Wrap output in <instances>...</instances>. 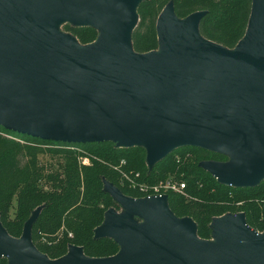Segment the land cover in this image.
Returning a JSON list of instances; mask_svg holds the SVG:
<instances>
[{"label": "water", "instance_id": "water-1", "mask_svg": "<svg viewBox=\"0 0 264 264\" xmlns=\"http://www.w3.org/2000/svg\"><path fill=\"white\" fill-rule=\"evenodd\" d=\"M147 0H0V127L62 145L112 143L145 150L149 169L193 147L227 158L199 166L219 184L254 188L264 180V0H252L244 37L230 50L202 38L206 12L178 19L172 3L156 22L158 49L137 54L131 35ZM69 23L98 31L80 48L54 30ZM125 214L109 210L94 238L118 246L109 258L82 248L51 260L0 223V259L8 264H264V235L243 214L213 219L215 242L201 241L190 218L167 197L132 199L104 182ZM133 216L143 220L136 224Z\"/></svg>", "mask_w": 264, "mask_h": 264}, {"label": "trees", "instance_id": "trees-1", "mask_svg": "<svg viewBox=\"0 0 264 264\" xmlns=\"http://www.w3.org/2000/svg\"><path fill=\"white\" fill-rule=\"evenodd\" d=\"M251 1H144L137 8L138 23L131 35L132 49L137 54L158 49L156 22L163 9L172 3L175 16L181 20L196 12H206L199 24L200 36L232 50L244 37ZM66 31L83 45L94 41V32L88 27ZM187 153L193 157L184 167H177L170 155L157 163L149 176L145 150L140 147L118 149L112 143L62 145L13 134L0 127V223L8 235L18 238L25 223L39 208V215L31 227V241L40 253L54 260L71 245L82 248L86 257L109 258L118 253L119 246L110 238H94V230L101 225L105 211L116 206L103 191L104 181L126 197L143 199L147 195L132 188L122 178L124 173L141 174V183L151 189L168 175L180 172L184 174L185 192L195 202L189 203L173 193L162 195L167 197L169 209L176 218H190L196 223L200 239L209 238L206 232L209 225L223 212L231 215L241 212L248 227L263 232L264 181L254 188L221 185L198 164L225 163L226 157L193 147L179 151L181 155ZM82 154L88 155L86 166L81 164ZM45 158L55 161L54 165L46 166ZM121 162L125 164L120 166ZM117 168L120 174L115 171ZM58 233L62 234V240L56 249L51 246L53 242L50 245L41 243L42 239L53 241ZM68 234L72 238H68ZM0 264L8 262L2 258Z\"/></svg>", "mask_w": 264, "mask_h": 264}, {"label": "rangeland", "instance_id": "rangeland-1", "mask_svg": "<svg viewBox=\"0 0 264 264\" xmlns=\"http://www.w3.org/2000/svg\"><path fill=\"white\" fill-rule=\"evenodd\" d=\"M69 28H77V27H75V26H72L71 24H69V23H66V24H62V25H59V26H57V27H55L54 28V30L55 31H57V32H59V33H61V34H67V35H69V36H71L72 38H74L75 39V41H76V43L79 45V47L80 48H82V47H85V46H87V45H89V44H92L94 41H95V39L97 38V36H98V31L96 30V29H94V28H90V27H88V28H90V29H92V31L94 32L93 34H92V36H94V41H91L92 43H89V44H81L80 42H79V39L76 37V36H73L72 34H70L69 32H67L66 31V29H69ZM118 149H121V148H118ZM182 149H184V148H180V149H177V150H174L171 154H169L168 156H173V160H174V162H175V164L177 165V167H184V165H186V161L187 160H191V158L193 157L192 156V154H190V153H187V154H185V155H181V154H179V151H181ZM76 151H79L78 153H81V151L80 150H76ZM84 153V152H83ZM82 155H84V156H82V158L80 159L81 160V164L82 165H84V166H86V165H88L89 164V161H88V155L87 154H82ZM167 156V157H168ZM183 156H185L184 158H182ZM183 159H186L185 161H183ZM161 162V161H160ZM44 163L46 164V166H48V167H50V165H54V163H55V161H51L49 158H45V160H44ZM124 162H121L120 163V166L121 165H124L123 164ZM200 164V163H199ZM199 164H198V167L200 168V169H202L200 166H199ZM145 165H146V169L148 170L147 172V175H149L150 176V174H149V171L151 170V169H149V167L147 166V164H146V161H145ZM157 165V164H156ZM154 167V166H153ZM112 168V167H111ZM113 169V168H112ZM153 169V168H152ZM203 170V169H202ZM118 174H120V172H119V168H117L116 170H115ZM204 171V170H203ZM206 172V171H205ZM209 174V173H208ZM210 175V174H209ZM211 176V175H210ZM183 177H184V174L183 173H180V172H175L174 173V175H168L164 180H163V182H161V183H158V184H156L153 188H151V189H147L146 188V186H144L142 183H141V179H142V176H141V174H139V173H137V174H134V175H132V176H129V175H127V174H123L122 175V178L126 181V182H129L130 184H131V186H132V188H137V189H139V191L142 193V194H146L147 195V197H150L151 195H154V194H156V191L158 190L159 191V193L160 194H166V195H168V194H170V193H173V195L174 196H182L184 199H186V201L188 202L189 201V203L190 202H195L186 192H185V189L183 190V191H178V190H176V189H178V188H180V185H182V184H186V182L184 181V180H182L183 179ZM192 177L195 179L196 177H194L193 175H192ZM212 177V176H211ZM213 178V177H212ZM214 179V178H213ZM215 180V179H214ZM216 181V180H215ZM264 181V180H263ZM262 181V182H263ZM104 182H106V181H104ZM217 182V181H216ZM261 182V183H262ZM167 183H169V187H167ZM218 183V182H217ZM260 183V184H261ZM162 196V195H161ZM165 196V195H164ZM152 197V196H151ZM115 204H116V206L115 207H111V208H109V209H107V211H109V210H113L117 215H122V214H125L126 212H125V210L119 205V204H117L116 202H115ZM167 205H168V203H167ZM168 208H169V206H168ZM107 211H105V213L107 212ZM105 213H104V215H105ZM240 214H242L241 212L239 213V214H236V215H240ZM104 215H103V220H104ZM226 215H231V214H229V213H225V212H223V213H221V214H219L218 215V217H214L213 219H222L224 216H226ZM133 218V220H134V222L136 223V224H141L142 222H143V220L142 219H140V218H138V217H135V216H133L132 217ZM183 219V218H182ZM103 220H102V222H103ZM194 222V221H193ZM102 224V223H101ZM194 224L196 225V223L194 222ZM197 226V225H196ZM99 227V226H98ZM97 227V228H98ZM253 230V229H252ZM253 231H255V230H253ZM22 232H23V229H22ZM22 232H21V235H20V237L22 236ZM207 233H208V236H209V238L208 239H205V240H202V239H200L199 237H198V235H197V230H196V236H197V238L199 239V240H201V241H210V242H215V237L213 236V230H212V228H211V225H209V227H208V229H207V231H206ZM258 235H260V236H263L264 235V231L263 232H258V231H255ZM20 237H18V238H14V239H16V240H19L20 239ZM13 238V237H12ZM62 234L61 233H58L56 236H55V238L53 239V241H49L48 239H42L41 240V243L42 244H45V245H50L52 242H53V244L51 245V246H53L54 247V249H56L57 248V246H59V245H61V243H59L62 239ZM68 238H72V236L70 235V234H68ZM61 239V240H60ZM71 245H68L67 247H66V250H65V252H64V254H63V252L61 253L62 255L59 257V258H62V257H64L67 253H68V250H69V247H70ZM59 258H57V259H59ZM54 260H56V259H54Z\"/></svg>", "mask_w": 264, "mask_h": 264}, {"label": "built area", "instance_id": "built-area-1", "mask_svg": "<svg viewBox=\"0 0 264 264\" xmlns=\"http://www.w3.org/2000/svg\"><path fill=\"white\" fill-rule=\"evenodd\" d=\"M123 164H124V163H123ZM167 187H169V183H167ZM184 187H185V185L182 184V185H180V188H178V189H176V190H178V191H183ZM161 195H162V194H160L159 191L157 190V191H156V194L151 195V196H152V197H160ZM151 196H150V197H151Z\"/></svg>", "mask_w": 264, "mask_h": 264}, {"label": "flooded vegetation", "instance_id": "flooded-vegetation-1", "mask_svg": "<svg viewBox=\"0 0 264 264\" xmlns=\"http://www.w3.org/2000/svg\"><path fill=\"white\" fill-rule=\"evenodd\" d=\"M259 232V231H258Z\"/></svg>", "mask_w": 264, "mask_h": 264}]
</instances>
